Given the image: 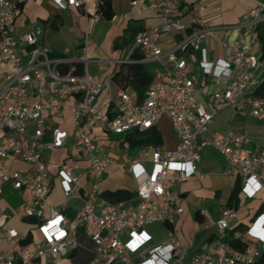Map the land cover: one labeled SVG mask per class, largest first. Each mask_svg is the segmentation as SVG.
Returning <instances> with one entry per match:
<instances>
[{
    "label": "built area",
    "instance_id": "obj_1",
    "mask_svg": "<svg viewBox=\"0 0 264 264\" xmlns=\"http://www.w3.org/2000/svg\"><path fill=\"white\" fill-rule=\"evenodd\" d=\"M58 8L73 7L91 12L97 21L103 0H51ZM141 6L139 0H130ZM90 4L93 11H90ZM148 7L156 10L161 22L135 33L122 58H96L86 55L84 36L79 58L69 48L53 52L41 43L43 24L28 21L27 29L16 38L21 8L0 0V237L9 248L0 251V264H76L73 249L82 246L78 228L88 240V264H259L264 252V209L243 230L232 237L251 242L243 250L233 248L221 234L209 252H195L183 246L174 224L183 212L175 185L198 174L199 150L211 145L224 158L226 173L240 179V194L252 198L264 192V138L228 130L212 139L205 137L208 125L223 108L239 116L264 121V96L257 92L264 85V54L258 48V27L264 22V0L243 14L233 26L232 44L223 45V55L215 61H199L200 71L192 67L189 54L199 51L212 25L203 18L206 0H156ZM177 36L167 49L165 36ZM257 48L255 49V47ZM135 52L141 59L133 57ZM187 57V58H186ZM152 64L151 79L141 100L128 89L113 90V75L122 65ZM94 63L99 72L110 64L115 68L106 81H94L88 72ZM211 79L209 108L195 97ZM104 93V105H98ZM70 107V129L62 127L65 109ZM166 117L171 123L176 145H144L133 157L120 161L133 180L130 196L112 202L102 195L101 180L117 161L109 148L117 145L129 150L126 134L156 127ZM124 135L116 145L100 139ZM65 149L59 162L45 158V152ZM15 158L25 170L7 171ZM57 178L64 201L58 206L47 203V195ZM82 181V184L79 182ZM26 191L29 201L19 205L18 213L34 226L23 235L7 221L12 211L3 207L5 189ZM78 199L80 207L69 217L64 210L68 201ZM48 208V215L44 214ZM204 214V209L199 210ZM236 210L224 205L214 221H203V228L229 231ZM156 222L167 224L166 239L149 245L151 236L144 227ZM28 237L27 243L20 240Z\"/></svg>",
    "mask_w": 264,
    "mask_h": 264
},
{
    "label": "crops",
    "instance_id": "obj_2",
    "mask_svg": "<svg viewBox=\"0 0 264 264\" xmlns=\"http://www.w3.org/2000/svg\"><path fill=\"white\" fill-rule=\"evenodd\" d=\"M9 1L16 4L21 3L20 6L21 15L17 20L18 30L16 33V38H20L22 33L27 29L26 25L29 20L37 19L43 24L41 43L44 46L49 47L55 53H59L63 49L69 48L70 56L73 58H79L84 54V52L82 51V46L84 44L83 41H84L85 33L87 35L86 55L89 58L91 59L122 58L127 54L129 44L131 43L132 37L135 33L141 31L145 27L156 25L161 22V17L159 13L153 8L148 7V5L151 2L156 0H139L141 6L132 5L130 3V0H111L113 16L110 19L101 16L97 21L93 20L91 12L89 14H85L82 9H76L73 7H68L67 9H60L54 3H52L51 0H9ZM258 2L259 0H206V8L203 11V18L212 25L213 29L211 30L208 38L203 42H201L200 50L195 51L189 54L188 56L190 61L192 62V67L195 71L197 72L200 71L199 61L201 59L205 58L207 61H215L216 59L222 57L223 45L232 44L235 39L236 30L235 28H233V26L240 21L244 13H246L251 8L255 7L258 4ZM89 8L90 11H93V6L91 4ZM176 38L177 36H171V35L165 36L161 42L163 48L167 49L171 47ZM256 48L257 46L255 47V49ZM147 65H149L152 68V64H146V67ZM114 68L115 65L110 64L103 72H99L98 67L94 63H89L88 72L92 80L106 81L111 77ZM149 72L151 74V69ZM115 81L116 80H113V90H116L118 87V85L116 84L117 81L116 82ZM213 89H214V85L210 79L207 83V86L204 89H200V90L202 91V93L204 92V95L208 100L209 99L211 100L210 93ZM128 91L133 98L139 100L134 91L130 89H128ZM104 101H105V97H104V93H102L97 103L98 105L103 106ZM217 114L216 115L218 119L215 122L213 120L209 124L213 126L211 128V131L209 132L207 128L205 132V137L207 139L210 140L213 137H215L217 134L224 133L228 130L246 132L252 135L258 141H261L262 138H264V125H261L260 127L257 126L259 122L264 123V121H257L251 116H247V117L239 116L233 109L228 107L221 109ZM69 118H70V107L67 106L65 109V119L64 122L62 123V127L65 129L71 128ZM164 119L169 120L168 118L163 117L159 121ZM253 121H256V124L253 123ZM156 127L162 134V131L160 130L158 124ZM170 127H171V123H170ZM218 129H221L223 132L216 133V130ZM171 132H172L171 136L168 139H165L164 135L162 134V138L167 148H173L176 145V137L174 135L172 127H171ZM108 140L100 139V142L104 144ZM206 146H211V145H206ZM202 149L203 147L199 150V154H200V161L198 163L199 179H205V174L201 171ZM65 155H66L65 149H59L53 152H49L48 157H46V155L44 156L48 160H51L53 162H59L65 157ZM18 165H21L22 168H18ZM115 166L119 167L123 174L131 178V176L123 170V168L120 165V162L119 163L117 162L116 164L112 165L111 168ZM26 168L27 167L24 163L18 161L15 158H10L7 162V167H6L7 171L9 172L13 170H25ZM215 171L219 176L225 177L229 180H234V182L236 180L235 177H230V175L226 173V162L224 158H223V164L220 165L218 168H216ZM104 177L101 180V188L103 191L115 190L118 188L125 189V187H117L114 189L105 188L103 186ZM187 182H189V180L179 183L174 187V189L179 194V199H178L179 205L181 202L187 201V195H188ZM132 184H133V180H132ZM126 190H130V189H126ZM9 191L11 193H14L15 196L20 197L22 199L20 203L29 201V194L26 191H14L9 188H6L4 195H6L7 194L6 192ZM230 191L228 192L225 199L221 198V193H220L221 191L219 189H216L208 194L209 205L215 204L212 211H208L206 209V205H204L203 203V198H201V196H198L191 202V206H192V208L190 209L192 213L191 219H190V215L188 214L185 215V209H183V212L180 215L175 217L174 224L178 229L179 241L183 246H186L188 248L189 257L195 252H209L213 247V240L215 239V237L221 234L224 238L230 231L229 230L227 232L226 231L218 232L213 227L209 229H205L203 228L202 225L203 221H214L218 217L220 208L223 207L224 205H227V200ZM4 195L2 199L3 207L8 211L13 212L7 221V225L11 226L10 224L16 220L23 223L27 222L18 213V211L15 210V208L18 207L20 203L16 207L12 206L10 203L7 202V199L6 197H4ZM73 200L79 201L78 199H73ZM242 200H243V196L239 193L238 207L241 205ZM63 201H64V195H63L62 187L60 185L59 180L55 178L54 183L47 195V203L49 205L58 207ZM67 209L75 211L70 206H68ZM200 209H204V214L202 215L199 214ZM48 213H49L48 208H45L44 214L48 215ZM251 219L247 223H243L240 220H237V210H236V218L234 221L236 220L237 221L231 224V228L238 223H242L246 227L248 223L251 221ZM176 221L179 223V226L176 225ZM160 223L164 225V228L167 231L168 229L167 224L163 222ZM149 225H146L144 227L146 232L151 236L149 245L152 246L163 242L166 239V234L164 235L162 240L156 241L157 235L151 234L149 230L146 228ZM16 229L21 235L25 233L22 230L20 231L17 227ZM8 248L9 245L7 244V242L2 237H0V251H4ZM40 263L41 261L39 262V264ZM44 264H46V260H44Z\"/></svg>",
    "mask_w": 264,
    "mask_h": 264
},
{
    "label": "rangeland",
    "instance_id": "obj_3",
    "mask_svg": "<svg viewBox=\"0 0 264 264\" xmlns=\"http://www.w3.org/2000/svg\"><path fill=\"white\" fill-rule=\"evenodd\" d=\"M147 69L150 71L151 67L147 65ZM113 88V87H112ZM195 97L204 105L205 108H209L210 99L208 100L206 96L204 95V92L202 93L201 90H196ZM219 115V114H217ZM217 115L214 119V122L218 119ZM252 121V120H251ZM253 123L256 124V121H253ZM158 126L160 130L162 131V134L164 135L165 139L170 138L171 136V127L169 120H161L158 123ZM264 125V123L259 122L257 126ZM212 125H208V131H211ZM217 132H223L221 129L216 130ZM124 135H112L110 137V140L106 141L104 144L109 145L115 141L116 145L120 143L124 139ZM110 154L115 158V160L119 163L122 161V158L124 157H133L138 153V147L131 148L129 150H126L119 145L115 149H111ZM46 157L49 156V152L44 153ZM201 158H202V165H201V171L205 174V179H199L198 174L193 175L189 182H187L188 186V195H187V201L181 202L180 205L185 209V215H190V219L192 218L191 213V202L198 196H201L203 198V203L206 205V209L208 211H212L215 204L209 205V197L208 194L212 191L219 189L221 192V198L225 199L228 192L231 190L233 186L234 180H229L225 177L219 176L217 172L215 171L216 168H218L220 165L223 164V158L220 153H218L213 147L211 146H205L203 147L201 151ZM18 168H22L21 165H18ZM104 181V187L107 189H114L117 187H125V189H133L132 180L130 177L123 174L119 167L115 166L112 167L108 174L103 179ZM79 184H82V181L79 182ZM7 194L4 195L6 197L7 202L10 203L12 206H17L22 199L20 197H17L14 195V193L6 192ZM264 202V192L256 194L252 198H245L243 197L241 205L237 209V220H240L243 223H247L251 217L254 216L256 210L258 209L259 205ZM68 206H70L73 210H77L80 207V202L76 200H69ZM19 206L15 208L16 211H18ZM236 220V221H237ZM236 221H233L232 223H235ZM231 223V224H232ZM11 226L17 227L20 231L26 232L28 229L32 228L34 225L32 223L27 222H19L18 220L13 221ZM176 225L179 226V223L176 221ZM22 228V229H21ZM149 232L156 236V241L162 240L164 235L166 234V229L164 228V225L160 222L153 223L146 227ZM45 259H41L40 264H44Z\"/></svg>",
    "mask_w": 264,
    "mask_h": 264
},
{
    "label": "trees",
    "instance_id": "obj_4",
    "mask_svg": "<svg viewBox=\"0 0 264 264\" xmlns=\"http://www.w3.org/2000/svg\"><path fill=\"white\" fill-rule=\"evenodd\" d=\"M104 5L101 7L100 11L102 16L107 19H110L113 16V11L111 7V0H103ZM18 6H21V3H17ZM258 48L259 51L264 54V22H262L258 27ZM134 58L141 59L142 54L139 52H135L133 54ZM126 69V70H125ZM151 79V74L146 67V63H133L122 65L119 68V71L115 72L113 75V80H116V84L118 86H122L125 89H130L134 91L139 100L142 99L145 93V89L147 84ZM258 96H264V85L257 92ZM126 139L129 140L130 148L141 147L144 145H160L162 144L163 138L160 131L157 127H152L145 131H137L134 130L126 134ZM241 190L240 179L237 178L234 182V185L229 193L227 205L233 207L235 210L238 209L239 205V193ZM102 195L112 202H120L130 196V193L123 188H118L115 190H104L102 191ZM262 209H264V202H262L258 209L256 210L255 215H257ZM69 217L74 215V211L70 209L64 210ZM253 216V217H254ZM252 217V218H253ZM245 226L242 223H238L234 225L228 234L223 238L224 241L228 242L233 248L237 250H243L246 245H248L251 241L247 238H233L232 234L235 230H243ZM79 241L82 246L75 248L70 253V258L76 264H88L90 261V253L87 251L88 240L85 238L82 228H78ZM29 241L28 237H24L20 240L21 244L27 243ZM259 264H264V252H262L261 256L258 259Z\"/></svg>",
    "mask_w": 264,
    "mask_h": 264
}]
</instances>
